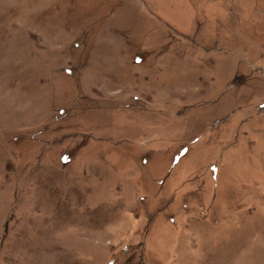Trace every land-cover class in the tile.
<instances>
[{
	"label": "rangeland",
	"instance_id": "374dc122",
	"mask_svg": "<svg viewBox=\"0 0 264 264\" xmlns=\"http://www.w3.org/2000/svg\"><path fill=\"white\" fill-rule=\"evenodd\" d=\"M0 264H264V0H0Z\"/></svg>",
	"mask_w": 264,
	"mask_h": 264
}]
</instances>
